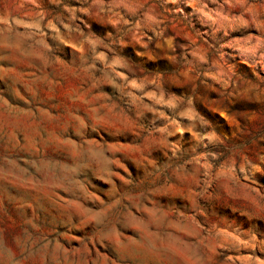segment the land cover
Segmentation results:
<instances>
[{"label":"rangeland","instance_id":"obj_1","mask_svg":"<svg viewBox=\"0 0 264 264\" xmlns=\"http://www.w3.org/2000/svg\"><path fill=\"white\" fill-rule=\"evenodd\" d=\"M0 264H264V0H0Z\"/></svg>","mask_w":264,"mask_h":264}]
</instances>
